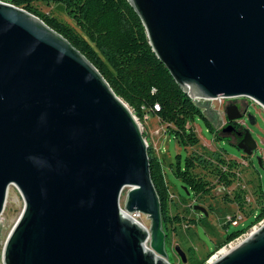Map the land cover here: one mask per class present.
I'll use <instances>...</instances> for the list:
<instances>
[{"label": "water", "instance_id": "1", "mask_svg": "<svg viewBox=\"0 0 264 264\" xmlns=\"http://www.w3.org/2000/svg\"><path fill=\"white\" fill-rule=\"evenodd\" d=\"M128 1L192 99L264 108V0ZM224 113L231 132L246 111ZM235 146L252 156L257 142L246 129ZM147 147L97 68L39 16L0 0V217L11 185L23 200L2 263L171 264ZM126 213L145 215L149 229ZM208 264H264V224Z\"/></svg>", "mask_w": 264, "mask_h": 264}, {"label": "trees", "instance_id": "2", "mask_svg": "<svg viewBox=\"0 0 264 264\" xmlns=\"http://www.w3.org/2000/svg\"><path fill=\"white\" fill-rule=\"evenodd\" d=\"M2 1L39 16L97 68L113 92L129 106L139 121L144 120L145 115L157 117L161 123L167 125L166 131L172 134L182 147H193L199 143V138L191 126L196 117L204 120L208 131L213 133L216 139H226L233 145L239 142L244 131L248 129L247 123L239 122L233 123L234 131H224L227 125L218 129V117L210 110L209 102L193 100L157 58L141 19L128 0ZM35 2L62 4L76 28L55 16L39 14L33 8ZM221 132L228 134V138L227 135L221 137ZM232 138L235 139L234 142ZM147 155L151 179L160 202L162 228L166 233L167 243L170 224L173 227L175 224L181 225L182 218L178 214H169L171 199L164 167L151 144H148ZM238 166L236 160L219 158L214 168L208 171L218 184L229 187L238 179ZM197 167L204 171L207 169L201 155L188 154L184 158L183 166L178 155L173 174L186 187L188 195H208L214 186L204 175L195 172ZM255 168L257 169L256 165ZM262 192L263 205L255 212L253 221L233 232H228L231 224H224L225 244L264 219V190ZM234 197V201L241 207V193L237 191Z\"/></svg>", "mask_w": 264, "mask_h": 264}, {"label": "rangeland", "instance_id": "3", "mask_svg": "<svg viewBox=\"0 0 264 264\" xmlns=\"http://www.w3.org/2000/svg\"><path fill=\"white\" fill-rule=\"evenodd\" d=\"M33 8L39 14L55 16L59 20L76 28L75 23L68 16L62 4L35 2ZM225 100L229 99H224L223 101L213 99L209 101L210 110L215 112V115L218 117L217 127L219 130L226 124L224 113ZM231 100V104L239 106L242 112L245 111L246 102L242 97ZM196 101L198 102V100ZM249 115L255 118V124L248 123ZM145 118H147V115L144 116V120H138L143 136L147 135L148 139L145 137L147 145L151 144L153 147L154 143L158 146V154L164 167L168 190L169 193H173L169 204V214L171 216L178 214L182 218L181 225L175 224L173 227L170 224L169 226V243L165 245L168 260L171 264H207V261L216 252L227 246L225 244L226 235L224 229L226 220L229 217L231 220L237 219V226L229 225L228 227V232H233L253 221L255 212L263 205L264 108L259 105H251L243 118L238 120L240 124L247 123L246 128L250 130L252 137L257 142L256 150L253 151L252 156H242V152L228 140L216 139L214 134L208 131L204 120L200 117H196L191 123L199 138V143L187 148L182 147L174 136L166 131L167 125L165 123H162L163 126H161L156 117L152 115H148V119ZM145 124L149 127L150 134H145ZM156 129H159L158 133H155ZM219 135L221 137L227 135L226 137L228 138V134L226 133L221 132ZM191 153L201 155L207 165L205 171L197 167L195 172L204 175L214 186L208 195L194 196L193 193L188 195L183 183L173 174L177 156H180L181 165L183 166L184 158ZM258 157H260L261 164L258 163ZM219 158H224L225 160L233 158V160L238 161V179L234 180L229 187L218 184L208 171L214 168ZM128 188L125 187L120 196L119 204L122 210H124ZM237 191L241 193V207L234 201ZM194 205L202 207L206 211V214L205 212L202 213L199 209H194ZM22 208L23 200L18 190L11 185L7 193L3 213L0 217V260L5 238L19 218ZM134 214H137L135 218L149 229V219L141 213ZM176 246H179L185 253V262L174 251Z\"/></svg>", "mask_w": 264, "mask_h": 264}, {"label": "built area", "instance_id": "4", "mask_svg": "<svg viewBox=\"0 0 264 264\" xmlns=\"http://www.w3.org/2000/svg\"><path fill=\"white\" fill-rule=\"evenodd\" d=\"M218 100H220V101H223L224 99L223 98H221V97H218L217 98ZM243 100H245V102H246V105H245V111H247V109L249 108V106H251V105H253V106H256V105H258V103L256 102V101H254V100H252V99H249V98H242ZM198 100V102H200V101H206V100H201V99H197ZM210 100H208V102H209ZM155 109H157V106H155ZM245 123V122H244ZM169 196H170V199L173 197V193H170L169 194ZM237 219H233V220H231V218L229 217L227 220H226V222L225 223H229V224H231V225H234V224H237ZM262 224H264V219L263 220H261V221H259V222H257V223H255V224H253L251 227H249V230H247V231H244L242 234H240V236H238V237H236V238H234V239H237V238H239V237H243V235H250V234H252L254 231H256L260 226H262ZM216 255V254H215ZM0 264H3L2 263V260H0Z\"/></svg>", "mask_w": 264, "mask_h": 264}, {"label": "bare ground", "instance_id": "5", "mask_svg": "<svg viewBox=\"0 0 264 264\" xmlns=\"http://www.w3.org/2000/svg\"><path fill=\"white\" fill-rule=\"evenodd\" d=\"M193 100H197V99H193ZM137 119V118H136ZM138 121V119H137ZM139 123V122H138ZM146 142V141H145ZM127 216L131 217L133 220H135L136 222L140 223L137 218V214H129V213H126ZM141 224V223H140ZM238 225V222L237 224H234L233 226H237ZM263 225V224H262ZM249 230V229H247ZM246 230V231H247ZM240 236V235H239ZM249 235H243V237H239L237 239H234L232 240L231 242L227 243V246L222 248L221 250H219L218 252H216L208 261H207V264L210 263V262H213L216 258H218L220 255L224 254L225 252L229 251L230 249H232L233 247H235L238 243H240L242 240H244L245 238H247Z\"/></svg>", "mask_w": 264, "mask_h": 264}, {"label": "crops", "instance_id": "6", "mask_svg": "<svg viewBox=\"0 0 264 264\" xmlns=\"http://www.w3.org/2000/svg\"><path fill=\"white\" fill-rule=\"evenodd\" d=\"M145 119H148V116H147V118H145ZM156 119H157V121H159L160 122V120L156 117ZM145 123H146V121H145ZM160 125L161 126H163V124L160 122ZM160 126V127H161ZM152 132H153V130H152ZM159 132V129H156L155 130V133H158ZM145 134H150V130H149V127L145 124ZM145 137L147 138V135H145ZM148 139V138H147ZM153 143V142H152ZM153 149L155 150V153H156V155L158 156V158H159V154H158V146L156 145V144H154L153 143ZM160 159V158H159ZM229 159H233V158H229ZM235 159H237V158H235ZM237 160H239V159H237Z\"/></svg>", "mask_w": 264, "mask_h": 264}, {"label": "flooded vegetation", "instance_id": "7", "mask_svg": "<svg viewBox=\"0 0 264 264\" xmlns=\"http://www.w3.org/2000/svg\"><path fill=\"white\" fill-rule=\"evenodd\" d=\"M226 101V104L224 105V110H225V108L227 107V106H229L231 103H230V101H232L231 99L230 100H225ZM238 108H239V106H238ZM240 110V109H239ZM240 112H242V110H240ZM225 119H226V117H225ZM236 122V121H235ZM237 122H238V120H237ZM225 123L227 124L228 123V121H227V119H226V121H225ZM225 124V125H226ZM241 139V138H240ZM167 243H169V239H168V242Z\"/></svg>", "mask_w": 264, "mask_h": 264}]
</instances>
